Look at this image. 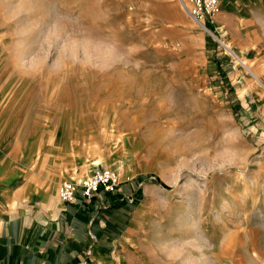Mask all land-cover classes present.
<instances>
[{
  "label": "rangeland",
  "instance_id": "1",
  "mask_svg": "<svg viewBox=\"0 0 264 264\" xmlns=\"http://www.w3.org/2000/svg\"><path fill=\"white\" fill-rule=\"evenodd\" d=\"M216 8L0 0V168L63 173L59 202L116 172L129 209L100 264H264V0Z\"/></svg>",
  "mask_w": 264,
  "mask_h": 264
},
{
  "label": "crops",
  "instance_id": "2",
  "mask_svg": "<svg viewBox=\"0 0 264 264\" xmlns=\"http://www.w3.org/2000/svg\"><path fill=\"white\" fill-rule=\"evenodd\" d=\"M62 174L21 185L0 168V264H100L123 240L119 231L129 207L122 199L130 186L90 200L78 191L75 202L64 203L47 185Z\"/></svg>",
  "mask_w": 264,
  "mask_h": 264
},
{
  "label": "built area",
  "instance_id": "3",
  "mask_svg": "<svg viewBox=\"0 0 264 264\" xmlns=\"http://www.w3.org/2000/svg\"><path fill=\"white\" fill-rule=\"evenodd\" d=\"M180 7L186 11V4L194 7V18L200 19L201 17H209L217 9L219 0H178ZM186 9V10H185ZM190 13V12H189ZM189 16H192L190 13ZM118 174L113 170L101 169L96 171L91 177L85 179L79 185H74L68 181L62 182L59 192L58 199L64 203L75 202L78 194L85 200L92 199L95 194L99 192L112 193L119 187ZM128 203L132 202V198H128Z\"/></svg>",
  "mask_w": 264,
  "mask_h": 264
},
{
  "label": "bare ground",
  "instance_id": "4",
  "mask_svg": "<svg viewBox=\"0 0 264 264\" xmlns=\"http://www.w3.org/2000/svg\"><path fill=\"white\" fill-rule=\"evenodd\" d=\"M186 8H187V6H186ZM188 9V8H187ZM186 12H190V9H188V10H186ZM191 13V12H190ZM192 14V13H191ZM192 16H193V14H192ZM198 24H199V26H201L202 28H203V25L201 24V22L200 21H198ZM205 30V29H204ZM221 42V41H220ZM222 43V42H221ZM223 45L227 48L228 46H226L224 43H223ZM243 64H244V62H243ZM248 68V67H247ZM248 70L251 72V70L248 68ZM252 73V72H251ZM253 74V73H252ZM258 79V78H257ZM258 81H259V83L264 87V84L263 83H261V81L258 79ZM97 167V170L99 171V169L101 170L102 168H100V165H97L96 166ZM117 168V167H116ZM120 168V167H119ZM119 170V169H118ZM96 172V171H95ZM85 175H87V174H85ZM194 186V185H193ZM198 208H200V209H203V203H200L199 204V207ZM200 212V211H199ZM158 228V227H157ZM238 233L239 232H234L233 233V235H228L227 236V243L226 244H224L223 245V248L224 249H227V251H231V250H234V246H236V242H237V239H238ZM202 247H204V245H199V246H197V248H199L198 249V252H200V256L199 257H204V256H206V253L203 251V248ZM205 248V247H204ZM198 257V258H199ZM229 258V257H228ZM217 263V262H216Z\"/></svg>",
  "mask_w": 264,
  "mask_h": 264
}]
</instances>
